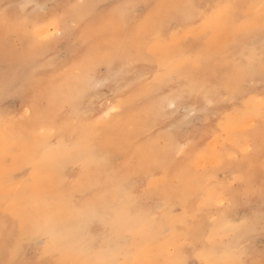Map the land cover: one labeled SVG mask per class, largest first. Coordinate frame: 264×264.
Returning <instances> with one entry per match:
<instances>
[{
	"label": "clouds",
	"instance_id": "9594fccd",
	"mask_svg": "<svg viewBox=\"0 0 264 264\" xmlns=\"http://www.w3.org/2000/svg\"><path fill=\"white\" fill-rule=\"evenodd\" d=\"M0 264H264V0H0Z\"/></svg>",
	"mask_w": 264,
	"mask_h": 264
}]
</instances>
